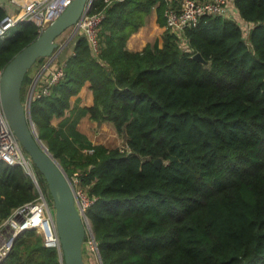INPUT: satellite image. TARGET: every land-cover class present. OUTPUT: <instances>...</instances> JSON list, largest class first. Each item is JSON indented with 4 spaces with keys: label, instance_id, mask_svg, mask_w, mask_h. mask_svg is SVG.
Wrapping results in <instances>:
<instances>
[{
    "label": "trees",
    "instance_id": "trees-1",
    "mask_svg": "<svg viewBox=\"0 0 264 264\" xmlns=\"http://www.w3.org/2000/svg\"><path fill=\"white\" fill-rule=\"evenodd\" d=\"M235 4L251 23L249 44L236 21L203 16L185 32L188 49L166 30L160 48L134 52L127 39L154 7L165 25L167 1L93 0L90 13L106 14L98 52L76 33L73 51L66 46L59 56L62 79L31 101L38 137L93 201L86 216L102 264H264V0ZM38 36L28 22L0 39V73ZM85 89L89 101L80 106ZM86 115L109 124L126 147L92 144L77 129ZM33 169L53 213L45 179ZM36 195L22 166L0 161L2 219ZM3 264H60V254L30 229Z\"/></svg>",
    "mask_w": 264,
    "mask_h": 264
},
{
    "label": "built area",
    "instance_id": "built-area-1",
    "mask_svg": "<svg viewBox=\"0 0 264 264\" xmlns=\"http://www.w3.org/2000/svg\"><path fill=\"white\" fill-rule=\"evenodd\" d=\"M72 0H0V7L5 15L0 20V39L10 35L20 23L32 22L42 32L55 21L71 3ZM108 4L113 0H105ZM164 10L165 28L177 35L181 49H188L186 30L203 16H219L236 21L242 30L243 38L250 43L251 23L243 19L235 4V0H166ZM90 8L81 17L74 31L87 38L93 53L98 52V33L105 18L104 10L90 13ZM59 52L47 57L42 67L34 74L29 85L24 106L30 113L33 99L49 95L52 88L62 79L65 62L59 60ZM0 161L9 165H20L35 184L37 195L35 199L15 209L7 218L0 217V264L7 259L13 249L16 239L26 230L40 233L46 247L56 248L61 253L60 241L56 231L55 220L50 214V206L41 190L33 164L26 157L16 139L0 105ZM78 208L87 223V243L92 251L98 253L97 243L92 233L91 224L86 216V209L93 202L89 200L81 188H75ZM47 226V231H46ZM60 264L62 263L60 255Z\"/></svg>",
    "mask_w": 264,
    "mask_h": 264
},
{
    "label": "water",
    "instance_id": "water-1",
    "mask_svg": "<svg viewBox=\"0 0 264 264\" xmlns=\"http://www.w3.org/2000/svg\"><path fill=\"white\" fill-rule=\"evenodd\" d=\"M92 2L93 0H72L63 13L40 32L32 43L18 52L0 73L2 111L22 149L45 179L53 201L54 211L52 213L50 210V214L55 220L63 264H85L83 244L87 223L78 208L72 181L60 162L38 137L30 113L21 101V88L28 70L38 59L61 50L57 38L67 29L77 25ZM74 35L73 30L70 38ZM193 59L207 64L200 53H195ZM154 165L160 168L161 160L156 159ZM98 257L102 264L99 253Z\"/></svg>",
    "mask_w": 264,
    "mask_h": 264
},
{
    "label": "crops",
    "instance_id": "crops-1",
    "mask_svg": "<svg viewBox=\"0 0 264 264\" xmlns=\"http://www.w3.org/2000/svg\"><path fill=\"white\" fill-rule=\"evenodd\" d=\"M155 11V17L153 19V22H149L147 17L146 23L140 27L136 32L132 33L129 38L126 41V48L129 51L139 52L142 51L143 48L148 45H157L159 48L162 46V34L167 29L165 28V25L160 26L157 22V12L156 7H154ZM152 13V12H151ZM72 35V31L66 35V38L62 40V42L57 39V43L61 48L59 51V56L64 51V48L67 46V54H70L73 51V45L72 40L73 37L70 38ZM61 36V35H60ZM64 37V35H62ZM62 56V55H61ZM36 74V73H35ZM90 94L88 92V89L84 90L83 93V99L80 101L79 105L84 106L87 103V100L89 101ZM60 118H54L52 120V124L56 127L58 126L59 122L61 121ZM77 129L80 133H82L92 144H104V142L111 144V141L108 140V138L104 142H98L99 139L104 138L106 133H109L112 131L113 133L115 130L107 123H101L98 124L94 121H92L88 115L82 116L77 124ZM108 141V142H107ZM106 146V145H105Z\"/></svg>",
    "mask_w": 264,
    "mask_h": 264
},
{
    "label": "rangeland",
    "instance_id": "rangeland-1",
    "mask_svg": "<svg viewBox=\"0 0 264 264\" xmlns=\"http://www.w3.org/2000/svg\"><path fill=\"white\" fill-rule=\"evenodd\" d=\"M155 11H154V8H153V10H152V13L150 14V16H149V18H148V21L149 22H153V19H154V17H155ZM74 30V27H71V28H69V29H67L62 35H64V37L61 35V36H59L57 39H59V41L61 42L64 38H66V35H68V33L70 32V31H73ZM47 59V57H45L44 58V61ZM39 65H34L33 67H32V71H31V73H32V75L34 74V73H36L37 71H38V67ZM24 103H25V101H23ZM108 138V140L109 141H111V144H109V143H106V142H104L106 139ZM98 142H104L105 143V145L107 146V147H109V148H112V147H120V148H125L126 147V141H125V138L124 137H121V136H119L116 132H112V131H110L109 133H106L105 134V136H104V138H101V139H99L98 140ZM108 142V141H107ZM102 145H104V144H102ZM24 151V150H23ZM24 154H25V156L26 157H29V155L24 151ZM30 158V157H29ZM31 163H32V161H31V159H30V165H31ZM33 164V163H32ZM71 181H73L72 182V184L76 181V180H71ZM73 186H74V184H73ZM74 188H75V186H74ZM54 211V210H53ZM36 233H38V232H36ZM39 235H41L40 233H38ZM42 236V235H41ZM87 249H88V255L91 257V261L89 260V263L88 264H100V261H99V257H98V253H96V252H94V251H92V249H91V247L89 246V244L87 243ZM90 253V254H89Z\"/></svg>",
    "mask_w": 264,
    "mask_h": 264
}]
</instances>
